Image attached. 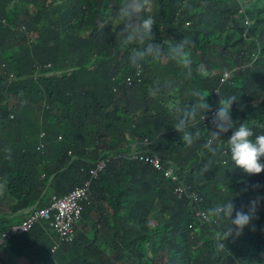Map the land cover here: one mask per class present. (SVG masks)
I'll list each match as a JSON object with an SVG mask.
<instances>
[{
	"label": "trees",
	"instance_id": "trees-1",
	"mask_svg": "<svg viewBox=\"0 0 264 264\" xmlns=\"http://www.w3.org/2000/svg\"><path fill=\"white\" fill-rule=\"evenodd\" d=\"M119 4L0 0V134L16 131L19 143L10 147L12 142L0 135V155L6 164L14 159L21 167H12L14 172L3 181L14 193L6 207L9 197L1 193L0 217L40 200L46 206L54 195L64 196L87 179L84 169L91 165L83 161H97L106 152L110 159L93 183L91 203L72 244L51 236L48 223L36 225L0 250V264H12L13 257L17 264H264V175L248 190L251 179L235 167L228 150L232 131L205 148L212 126L199 114L190 128L199 131V139L191 146L180 139L173 128L174 105L183 107L194 98L183 101L184 85L179 84L188 78L175 61L148 58L142 84H122L137 69L130 62V49L116 51ZM144 15L155 18V42L165 51L169 43L185 37L193 42L191 60L198 56L196 64L205 65L209 73L198 78L208 85L209 91L203 90L207 103L212 110L218 107L211 98L215 90L221 99L234 96L233 122L252 125L258 134L264 126V0H152ZM4 63L18 78L10 86L8 74L1 72ZM48 63L52 69L44 68ZM38 67L41 74L55 75L35 78ZM225 70L234 76L222 83ZM115 85L121 90L117 94ZM104 114L115 119L104 120ZM144 139L149 143L138 150L151 149L172 162L181 181L201 195L202 211L232 199L235 210L247 212L249 202L259 198L243 234L218 248L214 236L227 228V219L213 218L201 228L190 199L175 194L179 182L166 178L164 168L157 171L121 156L122 141ZM164 167L172 168L167 163ZM25 218L0 221V235L5 226ZM55 244L64 251L54 256ZM65 251L72 254L70 259ZM4 252L11 263L3 259Z\"/></svg>",
	"mask_w": 264,
	"mask_h": 264
},
{
	"label": "clouds",
	"instance_id": "clouds-1",
	"mask_svg": "<svg viewBox=\"0 0 264 264\" xmlns=\"http://www.w3.org/2000/svg\"><path fill=\"white\" fill-rule=\"evenodd\" d=\"M151 3H152V0H120L119 7L117 8L115 12L114 21L118 28L116 51H124V50L130 49V62L133 65V67L137 69L136 73L130 76L132 78V83L128 84L126 80L125 82L123 81L122 84L125 83L127 87H131L135 83L141 85L143 82V78H144L143 71H142L143 63L148 58H151L152 60L156 61V60H160L162 57H167L168 59L175 61L176 64L179 65L184 70L185 77L188 78L184 81V83L179 84L180 87L184 85V88H183L184 92L186 91V87L190 85L191 82H193L191 96L194 98V101L191 104L185 105L183 107L179 106L178 104L174 105V111L177 116V121L174 124L173 128L180 134V139L187 146H191L197 139H199V136H200V133L198 130L195 132L190 130V128L194 126V121L196 120V117L199 114L203 121L211 123V126H212V130H208L209 138L204 145L205 148H211V146H213V143L215 141L220 140L223 135H225L231 130L232 135H230V138L227 140V146L231 154V160L234 162L235 167L242 169L249 176L251 180L250 182L246 183V188L252 191L254 187L257 186L255 182H259L260 178L264 175L263 174L264 172V131H263L264 126L260 125L259 126L260 131L258 132V134H255L252 128H250L252 125H250L249 127L247 123L235 124L231 118V109H232L233 104L236 102V98L234 96H230V97L222 96V99H221V96L219 95L218 90H215L213 92L210 91L211 98L215 102L218 103V107L212 110L209 103H207L208 96H206L203 91V90H207L206 87H208V85L203 84L200 82V80L193 79L191 77L193 73V68H192L190 46L192 45L193 42L189 38L185 37L184 39L179 40L177 42L169 43L166 51L159 43H156L155 42L156 37L154 33V25L156 23L155 18L150 15L149 16L144 15L146 9L151 6ZM4 25L6 26L5 21H4ZM247 34H248V31L244 33L245 36H247ZM133 45H136V46L133 47ZM5 64H6V68H3L1 72H3L4 75L8 74L9 79H10L8 81V86H10V84L18 80V78L14 73L8 72V63H5ZM44 68L52 69L53 64L48 63L44 66ZM36 69H37V73L34 75L35 78L50 77L51 75H55V72H52L50 74H41L40 73L41 67H38ZM138 70H141V79H142L141 81H138V76H137ZM229 71L231 70H225L223 72V76L221 77L222 83H225L230 80L227 78L225 81H222L225 72H229ZM196 72L197 74H200L202 76H207L209 74L208 70L203 64L199 65L196 68ZM11 74L14 75L15 78L11 79L10 78ZM113 81H116V77L115 78L113 77ZM196 84H201V88L195 89ZM112 90L116 94L121 91L119 86H116V85L113 87ZM210 111H212L211 114L205 117V113L210 112ZM214 111H215V114H213ZM11 115H13L14 116L13 119H15V115L14 114H11ZM108 118L115 119L113 115L111 114L109 115L104 114L103 119L105 120ZM45 136H46V133H43L42 138ZM60 139H63V138L60 137ZM145 140L146 139L140 142H138V140H136L135 142L122 141L121 146H120L122 148L121 156L126 158V160L129 162H139L142 164L144 163L148 164L158 171V169H156L152 164L148 163L144 159L145 156L149 157V156L156 155V157L161 160V165L163 166L164 171L171 169V168L166 169L164 167V163L171 165L172 168H175L177 170L178 179L176 181L171 179L172 182H179V185L177 186L175 190V194L179 198L187 197L186 195L182 197L178 195L177 193L178 187L181 184L185 185L188 188V193L193 192L192 188L188 184L181 181L180 173L178 169L175 167V165L172 164V162L163 161V159L159 157L158 154L154 153L153 150L151 149H147L145 151L138 150V147L142 145ZM136 143L138 145L134 147ZM42 146H41V149H42ZM133 153H137L138 156L134 157L132 155ZM68 155L70 156V154ZM107 155H108V152L104 153L102 156H100V158L97 161L105 160L107 161V166H108V164L110 163V159H107L108 157ZM73 161H75V159L69 162V166L72 165ZM97 161H94V162H88L86 160L83 161L91 165L89 169H84L87 175V179L90 178L89 170L95 166V163ZM6 162H7V158L0 155V163H3V167L5 168H7L5 166ZM106 168L104 169V171L106 170ZM103 172H101L100 175ZM245 173H241V174L244 175ZM8 178L9 177L4 178L2 174H0V194L5 193L9 188H11V185L9 188H6L8 183L3 182L5 179H8ZM42 178L46 179L47 175L44 174ZM83 183L81 185H83ZM50 185L47 189L48 191L50 189ZM92 196H93V192H92ZM258 199L252 200L249 202L247 212H245L242 209L235 210V206L232 202V199L224 203L216 204L214 207L208 210V213L205 211H202L199 207L203 199L201 202L197 204H193L191 200L190 202L192 204V207L194 208V215L198 219V222L201 228H203L205 224L211 223L213 221V218H215L216 221H222L224 219H227L229 221L227 228L223 232L217 233L214 236V239L217 241V247L221 248V247H224V245L227 243V241L230 238L235 239L241 236L243 234L244 229L251 224L255 216ZM39 202L42 203L41 200ZM41 203L38 207L40 206L42 207ZM36 205L37 204H35V206ZM34 207H30L26 210L24 209V212H26L25 214H19V213L18 214L27 216V211L29 213L30 211H32L30 209ZM104 208L107 209L108 214H112V209L109 207L108 204H105ZM234 211H235V216L233 218ZM21 212H23V210ZM197 212L204 213L208 217V220L205 219L203 216L198 217L196 215ZM0 221H1V217H0ZM44 224H47V223L44 222L41 225H44ZM79 224L80 222L76 225L75 238L77 237V227ZM48 228L49 226L46 227V229ZM48 231L50 232L51 236L60 238V235H57L50 230ZM72 243L73 242L66 243V244H72ZM55 245H58V244H55ZM54 247L55 246H53L52 248V253L54 256L60 250L64 251V249L61 248L62 246H59L60 248L57 251L53 250ZM65 252L68 254V258L70 259V257H72V254H70L69 251H65Z\"/></svg>",
	"mask_w": 264,
	"mask_h": 264
},
{
	"label": "built area",
	"instance_id": "built-area-1",
	"mask_svg": "<svg viewBox=\"0 0 264 264\" xmlns=\"http://www.w3.org/2000/svg\"><path fill=\"white\" fill-rule=\"evenodd\" d=\"M189 25V23H187ZM2 68H6V64H2ZM138 81H141V70H138L137 73ZM230 73L225 72L222 81H225L229 78ZM10 78H15L14 75H10ZM128 84L132 83V78H127ZM215 114V111L214 113ZM11 119L14 118L13 115L10 116ZM149 141L146 139L143 144L147 145ZM138 144L136 143L134 147ZM44 145L42 146V148ZM133 147V148H134ZM41 150V147L39 148ZM71 154V152H69ZM134 157H137V153L132 154ZM143 159V157H142ZM145 161L152 164L156 169H163L161 165V160L154 156L144 157ZM107 166V161L99 160L95 163V166L89 170V176L83 185L76 187L70 193L64 196L54 195L51 201L46 206H40L35 210H32L28 213L22 223L16 225H7L2 230L0 235V249L5 247L9 241H12L14 238L26 235L31 233L36 225L43 224L44 222L49 224L48 230L53 233L60 235V238L66 243H71L74 241L76 236V225L80 222L83 217L84 210L86 206L91 203L92 199V186L95 179H97L101 172ZM165 176L169 179L176 181L178 179V173L175 168H171L165 171ZM177 193L180 197L186 195L193 204H197L202 201V197L199 193L193 191L188 193V188L181 184ZM198 217L203 216L208 220V217L202 213L197 212ZM3 218V216L1 217ZM60 245H55L54 251H57Z\"/></svg>",
	"mask_w": 264,
	"mask_h": 264
},
{
	"label": "rangeland",
	"instance_id": "rangeland-1",
	"mask_svg": "<svg viewBox=\"0 0 264 264\" xmlns=\"http://www.w3.org/2000/svg\"><path fill=\"white\" fill-rule=\"evenodd\" d=\"M20 7H23L24 6V4H20L19 5ZM211 56V55H210ZM112 58H107V60H111ZM200 62V60H199V57L198 56H196V61H192V68H193V73H192V78L193 79H198V78H200L201 77V75L200 74H197V72H196V68L199 66V65H197L196 63H199ZM229 73H230V76H229V78L228 79H231L233 76H234V73L233 72H231V71H229ZM199 83V82H198ZM192 88H193V82H191V84L190 85H188L187 87H186V91H185V95L183 96V101H188V100H190L191 99V90H192ZM200 89L201 88V84H196L195 85V89ZM8 94V93H7ZM18 145L15 143V144H10V147H14V148H16ZM19 147V146H18ZM5 166H7V168L4 170V172L3 173H1L2 174V176L4 177V178H6V177H8V173H11V172H14L13 170L14 169H12V167L13 168H15V169H17V168H19L20 167V165L14 160V159H11L10 161H9V163H7V164H5ZM70 167V166H69ZM21 168V167H20ZM66 168H68V167H66ZM14 175V174H13ZM15 185V184H14ZM12 189L11 188H9L6 192H5V195L7 196V197H9L10 196V194L12 193ZM44 196H45V194H44ZM43 196V197H44ZM42 197V198H43ZM47 201H48V198H47ZM154 223V222H153ZM82 223L81 224H79L78 225V229H82ZM4 254L6 255V257L4 258V259H7V261L9 262V259H10V257L6 254V252H4ZM28 262V261H27ZM10 263H11V259H10ZM18 263V260L15 258V257H13V261H12V264H17Z\"/></svg>",
	"mask_w": 264,
	"mask_h": 264
},
{
	"label": "crops",
	"instance_id": "crops-1",
	"mask_svg": "<svg viewBox=\"0 0 264 264\" xmlns=\"http://www.w3.org/2000/svg\"><path fill=\"white\" fill-rule=\"evenodd\" d=\"M2 133H4V131L2 132ZM1 136H6V139L9 141V142H12V144H19L18 143V138L16 137V131H14L13 133H9V131H6V133H5V135H2V134H0ZM20 141V140H19ZM6 168L5 167H3V163H0V174L1 173H3L4 172V170H5ZM52 185V184H51ZM51 185H50V187H51ZM47 192H48V190L47 191H45V195L47 194ZM14 193V192H13ZM13 193H11L10 194V196L11 195H13ZM1 195V194H0ZM9 196V200H8V202L6 203V204H4V207H6V205L10 202V199H11V197ZM39 203V202H38ZM37 203V204H38ZM35 206V205H34ZM34 206H32V207H34ZM30 208V207H29ZM28 209V208H27ZM26 210V209H25ZM24 211V210H23ZM20 213V212H19ZM17 216H19V214L18 213H13V215H11V214H9V215H6V216H3L4 218H1V222L2 223H5V222H7V221H5V220H9V221H13V222H15L16 221V217ZM25 216V215H24ZM19 223H21V222H19ZM19 223H15V224H11V225H16V224H19ZM100 242H103V239H100ZM99 242V243H100ZM2 254V252H0V255ZM3 259L6 257V255L5 254H3ZM5 264V263H4Z\"/></svg>",
	"mask_w": 264,
	"mask_h": 264
},
{
	"label": "water",
	"instance_id": "water-1",
	"mask_svg": "<svg viewBox=\"0 0 264 264\" xmlns=\"http://www.w3.org/2000/svg\"><path fill=\"white\" fill-rule=\"evenodd\" d=\"M55 178H56V175L53 177V179H52V181H51V183L50 184H52L53 183V181L55 180ZM40 203L41 202H39L34 208H32V209H30V210H34L35 208H37L39 205H40ZM26 212H21V213H19V214H25Z\"/></svg>",
	"mask_w": 264,
	"mask_h": 264
}]
</instances>
